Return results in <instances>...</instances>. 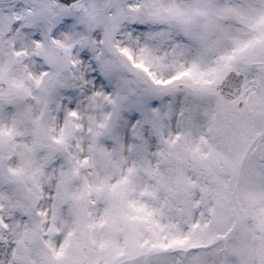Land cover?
Segmentation results:
<instances>
[{
	"label": "snow or ice",
	"instance_id": "6c2138e0",
	"mask_svg": "<svg viewBox=\"0 0 264 264\" xmlns=\"http://www.w3.org/2000/svg\"><path fill=\"white\" fill-rule=\"evenodd\" d=\"M0 264H264V0H0Z\"/></svg>",
	"mask_w": 264,
	"mask_h": 264
}]
</instances>
